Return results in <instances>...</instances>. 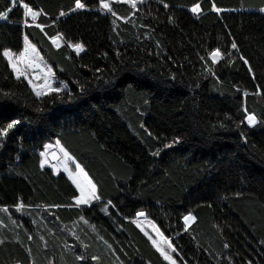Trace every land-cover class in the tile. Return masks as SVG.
Instances as JSON below:
<instances>
[{
    "label": "trees",
    "instance_id": "obj_1",
    "mask_svg": "<svg viewBox=\"0 0 264 264\" xmlns=\"http://www.w3.org/2000/svg\"><path fill=\"white\" fill-rule=\"evenodd\" d=\"M81 3L0 0V129L20 121L0 136V209L20 218L0 213V264H171L142 211L181 264H264V0ZM24 35L67 88L37 96L18 78L3 50ZM50 139L99 200L77 205L41 164Z\"/></svg>",
    "mask_w": 264,
    "mask_h": 264
},
{
    "label": "rangeland",
    "instance_id": "obj_2",
    "mask_svg": "<svg viewBox=\"0 0 264 264\" xmlns=\"http://www.w3.org/2000/svg\"><path fill=\"white\" fill-rule=\"evenodd\" d=\"M110 1L112 0H107L109 4H110ZM121 1H125L128 4L132 5L131 0H121ZM140 1L142 0H135V3L137 4ZM99 2H100V6L102 7L101 0H99ZM262 9H264V7ZM24 10L26 11V9ZM25 36L26 35L23 36V47L20 52L15 53L11 49H8L12 53V59H11V62L9 61L8 57H6V59L10 67L14 71V73L17 75V71L16 69L13 68V64H15L16 68H18L21 72L25 73L23 77H25L28 82L31 81L30 85L32 88H33V85L37 86L35 89V92L37 91H42L44 93L49 92L47 87H42L45 85L46 81L48 84L51 85L52 88H67L68 87L67 82L64 79H60L55 75L52 67L47 61L43 59L38 48L35 46L36 51L34 53L31 51L30 46L34 45V43H32L30 39L27 37L28 39H27V44H26ZM53 37H59V36L56 35ZM53 37H51V40ZM59 41H60V37L58 38L56 44H54L53 41L52 43L54 45H57L59 44ZM26 47L28 48V52L26 54L27 58L31 59L33 61L32 63H27L25 59L21 57V53L25 52ZM65 152L68 154L67 157H65ZM41 153H43V155H41V164L51 167L54 172H59V171L64 172L69 177V179L72 181V183L75 185V187L77 188L78 195L76 197H79L80 189L77 187V182L83 184L84 177L83 175H77V169L75 165L79 163L76 161V159L62 146V144L57 139L46 140L43 143V149ZM80 167L83 169L81 165ZM83 172L86 173L84 169H83ZM87 177L90 179L88 174H87ZM0 213L1 214L5 213L4 216L11 221L15 219H18V220L20 219V218H14L13 215L11 216L10 213L7 212L5 209H0ZM21 213H23V211H21ZM137 213H141V212H137ZM137 213H136L134 221L138 225V227L150 238L151 242L153 240H156L159 246L163 248L164 251L167 252L172 257V260L175 261V264H181L175 255L176 249L174 248L172 243H171L172 247L171 248L168 247V244L162 240L161 236L156 231V229H158L159 233H162L161 230L156 225V223L150 219H147L145 217V214L143 216H137ZM142 213L144 212L142 211ZM2 220H3L2 217H0V221ZM78 220L84 221V218L80 217ZM163 237H166V236L163 234ZM167 239L168 241H170L169 238ZM154 246L157 248L156 245ZM168 261L172 264L171 260H168Z\"/></svg>",
    "mask_w": 264,
    "mask_h": 264
},
{
    "label": "snow or ice",
    "instance_id": "obj_3",
    "mask_svg": "<svg viewBox=\"0 0 264 264\" xmlns=\"http://www.w3.org/2000/svg\"><path fill=\"white\" fill-rule=\"evenodd\" d=\"M10 2L12 3L13 6H16L17 0H10ZM131 2H132V6L135 7L136 6L135 0H131ZM101 4L105 10L111 11L110 4L107 2V0H101ZM84 6L85 5L83 3H81V0H76V8H83ZM23 8L26 9V11L24 12V15L25 16H31L33 19H35L40 14L39 12L33 11L28 6V4H26V3L23 4ZM11 10L12 9L9 8L7 11L0 12V19L7 18L8 14ZM191 11L193 13H199L200 12V5L199 4L194 5L192 7ZM216 11H220V9H216ZM262 11H264V9H262ZM61 15H64V13H61ZM58 38L59 37H53L52 38V41L54 44L57 43ZM27 39H28L27 36H25L26 44H27ZM57 46H59V45L57 44ZM30 47H31V51L34 53L36 51L35 45H31ZM73 47L76 49L77 52L83 50V46L81 44L73 45ZM232 48L233 49L237 48V45L235 42L232 43ZM27 52H28V48L26 47L25 52L21 53V57L24 58L27 63H32L33 61L31 59L27 58V55H26ZM209 55H210L213 63H215L219 58H222V53L220 52L219 49L212 51ZM3 56L8 57L9 61L11 62L12 53L10 52V50L4 49L3 50ZM13 68L16 69L18 78L20 76L25 75V73L21 72L18 68H16L15 64H13ZM29 83H31V81H29ZM36 87H37L36 85H33L34 90L36 89ZM42 87H47L49 92L59 93V92L64 90L63 88H52L51 85L47 83V81H46L45 85ZM43 94H45V93L42 91L36 92L37 96H40ZM246 120H247V124L249 126H253L257 123L256 116L253 114L247 115ZM19 123H20V121H18V120H13L10 123H8L5 128L0 129V136H6L8 134V131L10 129L14 128ZM173 143H179V140L177 139ZM171 146H172L171 144L165 145V147H171ZM41 155H43V153H41ZM67 156H68V154L65 152V157H67ZM75 167L77 169V175H83V177H84V183L83 184L77 182V187L80 189V196L76 197V204L77 205L89 204L92 200H99L100 197L96 193V185L91 181V179H89L87 177V174L83 172V169L80 167L79 164H76ZM108 203H111V202L109 201ZM143 215H144V213H142V212L137 213V216H143ZM183 219L185 221V225H187L189 221L194 220L195 218L191 214H188V215L184 216ZM156 231L161 236L162 240L168 244V247L171 248L172 247L171 242L168 241V239L166 237H163V234L159 233L158 229H156ZM152 242L154 245L157 246L158 251L161 252V254L164 256V258L166 260H171L172 264H175V261L172 260V257L167 252H165L163 248H161L159 246V244L157 243L156 240H153ZM93 259H95V257H93Z\"/></svg>",
    "mask_w": 264,
    "mask_h": 264
},
{
    "label": "crops",
    "instance_id": "obj_4",
    "mask_svg": "<svg viewBox=\"0 0 264 264\" xmlns=\"http://www.w3.org/2000/svg\"><path fill=\"white\" fill-rule=\"evenodd\" d=\"M75 202H76V199H75Z\"/></svg>",
    "mask_w": 264,
    "mask_h": 264
}]
</instances>
